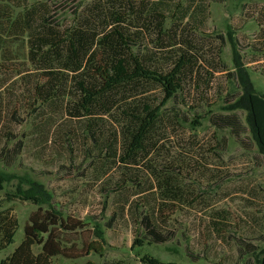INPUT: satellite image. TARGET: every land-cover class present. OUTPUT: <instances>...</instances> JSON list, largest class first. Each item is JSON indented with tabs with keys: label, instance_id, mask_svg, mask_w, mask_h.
I'll list each match as a JSON object with an SVG mask.
<instances>
[{
	"label": "trees",
	"instance_id": "16d2710c",
	"mask_svg": "<svg viewBox=\"0 0 264 264\" xmlns=\"http://www.w3.org/2000/svg\"><path fill=\"white\" fill-rule=\"evenodd\" d=\"M72 1L76 16L73 23L64 26L59 13L61 4L53 10L42 0H35L31 5L27 0H0V51L12 52L11 37L26 45V59L13 64L21 66L15 75L20 80L5 88L1 83L0 100L21 82L32 93L38 115L51 104L65 103L70 120L84 124V132L97 145L98 153L91 157L98 161V178L106 176L112 167L123 169V180L105 189L108 201L113 195L118 201L110 217L112 225L131 213L136 227L133 248L166 244L176 236L172 222L176 214L184 211L187 196L174 175L166 172L165 167H157L149 156L156 144L153 139L162 122L164 107L175 103L189 82L194 83L196 90L201 89V104L189 106L193 112L189 120L180 110H174L172 115L180 120L176 122L178 126L181 121L189 122L193 131L202 126L204 113L199 112V108L203 110V104L207 103L205 95L211 89L214 73L226 70L222 61L223 36H218L221 45L216 48L214 58L207 56L189 37L197 29L195 23H201L200 20L209 15L210 3L222 0H194L184 7V0L177 3L175 0H99L83 12L79 0ZM16 2H21L22 10L13 17L9 10ZM173 4H177L174 12ZM171 14L175 22L173 27L167 28ZM191 22L194 25L188 28ZM30 65L37 72L25 70ZM228 75L240 83V88L226 93L227 113L209 111L206 119L215 129L228 131L243 147L251 146L252 141L247 136L251 132L259 151L264 154V94L256 91L245 71L239 69L238 73ZM72 82L75 87L70 92ZM150 91H157L160 96H149ZM65 98L67 102L62 100ZM243 110L247 112L249 128L244 122ZM53 120L47 118L42 128L34 125L35 131H39L34 138L36 145L40 144L38 151H45L53 125L58 126ZM1 139L4 145L0 147V162L11 167L24 152L25 138L16 141V135L8 130ZM224 144L217 141L220 149ZM139 167L151 169L150 182L141 178L143 173ZM8 181L0 172V193L5 191L4 198L0 199V252L14 244L20 228L8 205L15 201L28 202L36 206L37 211L24 227L23 241L0 264H53L57 257L68 258L69 243L62 233L86 229V220H65L53 209L44 208L46 200L40 190L24 189L20 184L14 191H8ZM130 191L136 199L134 202L130 201ZM108 207L106 204L103 211ZM229 216L226 210L212 212L211 235L222 238L227 232L228 238L237 245L240 264H264V250L255 243V239L261 242L264 236L259 234L257 238L246 239L230 233ZM84 248V254L73 258H84L92 253L103 256L104 246L98 241H91ZM186 249L193 262L208 260L206 255L194 254L189 246ZM141 263L164 264L147 254L142 256ZM85 264L95 263L87 261ZM104 264L120 262L105 261Z\"/></svg>",
	"mask_w": 264,
	"mask_h": 264
},
{
	"label": "rangeland",
	"instance_id": "374dc122",
	"mask_svg": "<svg viewBox=\"0 0 264 264\" xmlns=\"http://www.w3.org/2000/svg\"><path fill=\"white\" fill-rule=\"evenodd\" d=\"M27 1L29 5L35 2ZM42 1L48 2L53 10L61 4L59 13L62 25L74 22V1ZM96 1L99 0H79L80 11L83 12ZM178 1L175 0V3ZM184 1L186 4L182 1L183 7L194 0ZM176 6L177 4H173V12ZM21 10V2H16L9 14L15 17L21 14ZM208 10L209 15L204 16L201 23H195L197 29L189 38L195 40L196 45L207 56L214 58L216 48L221 45L218 36L222 35V61L226 70L220 69L214 73L211 89L205 95L207 103L203 104V110L199 108V112L204 113L203 123L196 130H192L189 122L181 121L178 126L176 122L180 120L172 115L174 110H180L189 120L193 115L189 106L201 104V89L196 90L193 82L186 85L185 92L175 103L164 107L162 122L153 139L156 144L149 156L157 167H165L166 172L174 175L176 183L181 185L187 196V201L183 204L184 211L174 216L172 227L176 236L171 242L133 248L136 227L131 213L112 225L110 217L118 201L114 195L108 201L105 189L115 187L123 180V169L112 167L106 176L100 175L98 178V161L91 157L98 153L97 145L84 132V124L70 120L65 103L59 101L58 104H51L38 115L35 111L37 105L32 103V93L21 82L15 84L9 94L1 97L3 118L0 137L9 130L16 135V141L25 138L26 142L24 152L14 165L7 167L0 162V172L9 179L6 190L14 191L20 184L24 189L37 188L46 200L44 208L53 209L65 220H86L87 227L82 231H63L62 234L69 243L70 249L66 250L69 257H57L53 264H85L87 261L95 264H104L105 261L142 264L141 258L145 254L164 264H240L237 245L228 238V233H223L222 238L211 235L210 217L217 210L229 212L230 233L235 232L246 239L257 238L259 234L264 236V154L259 151L251 132L247 134L252 141L251 146L243 147L228 131L215 129L206 119L209 111L228 112L225 109L228 106L225 95L240 88V83L231 80L229 73H238L239 69L245 71L256 91L264 94V0H222L221 3L211 2ZM170 16L167 28L173 27L175 22L172 14ZM193 25L192 22L189 23L188 28ZM11 41L12 52L0 51L2 88L20 80L15 75L21 66L14 67L13 64L26 59L25 43L13 37ZM8 61L12 63L9 64ZM206 68L212 71L210 67ZM25 70L37 72L33 65ZM73 87L72 82L69 85L70 92H73ZM148 95L160 96L157 91H150ZM62 100L67 102L66 98ZM243 113L244 122L249 128L247 112L243 110ZM49 117L58 126L53 125V130L52 125L50 126L53 132L48 135L45 151H38L40 144L36 145L34 138L39 131H35L34 125L42 128ZM217 141L221 145L222 142L225 143L222 149L217 147ZM99 142L98 139L96 143ZM3 145L4 139H1L0 147ZM139 170L143 173L141 178L145 182L151 179V169L139 167ZM4 194L5 191L0 193V199L4 198ZM129 195L130 201L134 202L136 199L131 191ZM106 204L109 207L103 211ZM9 206L13 209L12 214L17 218L20 228L14 244L0 252V261L10 256L23 241L24 227L29 223L32 213L37 211V207L28 202L15 201ZM91 241L103 244V256L92 253L87 257L74 259L73 257L84 254V245ZM255 241L264 250V239L263 242ZM187 246L196 255H206L208 260L193 262L188 257ZM257 257L258 254L253 256V260Z\"/></svg>",
	"mask_w": 264,
	"mask_h": 264
}]
</instances>
